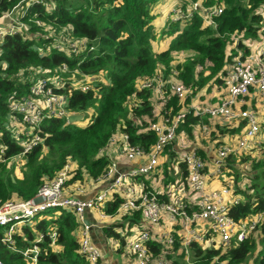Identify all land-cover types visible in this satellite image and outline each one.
<instances>
[{
    "label": "trees",
    "instance_id": "1",
    "mask_svg": "<svg viewBox=\"0 0 264 264\" xmlns=\"http://www.w3.org/2000/svg\"><path fill=\"white\" fill-rule=\"evenodd\" d=\"M18 1L0 0V16ZM163 1L183 12H191V16L175 19V14L169 13L170 9L165 11L167 20L160 33L154 25L155 7ZM193 3H198L201 8H221V14L214 17L216 26L206 24L202 9L194 8ZM263 4L264 0H54L34 5L31 11L35 16L32 14V18H39L44 26L30 23L28 32L7 36L0 44V148H4L0 152V201L34 198L38 189L52 180L68 161L75 163L66 181L68 185L76 180L97 179L110 163L109 155L102 151L117 129L128 133L132 144L147 150L156 139L152 131L145 129L152 116L153 92L138 89L137 83L159 73L164 78L173 77L192 89V93L182 100L171 97L166 107H172L174 112L183 109L184 105L187 107L205 80L201 78L204 72H208L207 79L211 77L219 86L227 59L239 54L238 51L245 56L262 45ZM48 26L56 37L57 34L65 36L66 31L78 38L85 37L94 49L89 51L88 46L79 52L59 49L56 46L59 39L49 33ZM163 39L168 44L158 49ZM62 65L78 70V75L85 73L92 78L87 91L70 85L69 78L75 75L63 78L61 88L52 85L54 92L67 97L68 110L88 115L87 120L82 125L79 124L81 121L68 123L65 118L43 122L41 142L24 156L23 177L18 178L8 161H4L22 151V143L27 137L23 133L18 138L14 136L16 125L10 118L21 116L11 109L10 103L31 98V87L41 78H48L50 85L53 79L57 81L63 72ZM173 70L177 74H173ZM205 117L188 113L181 129L192 134L193 128L208 123ZM244 125L242 120L231 128L218 127L216 131L219 135L229 133L237 137ZM214 133L211 131V136ZM250 149L248 157L240 163H229L231 159L241 157L239 154L226 160L229 171L224 172L234 183L232 193L241 197V201L230 208L236 221L254 213L264 216V148L257 153ZM232 166L239 178L234 179L229 173ZM153 177H142L150 184V189H153ZM214 179L219 185L226 184L219 177ZM120 201L117 195L113 196L105 203L104 210L113 212ZM53 209L60 210L61 214L53 215ZM104 224V238L120 239V247L114 252L119 253L124 264H130L117 229L141 224L140 211ZM80 227L72 210L50 208L22 224L13 234L12 243L1 241L3 228H0V260L4 264H30L21 251L34 244L39 248V264H91L80 251ZM259 229L257 235L249 234L243 241L226 248L208 249L192 243L190 263L183 253H178L177 245L174 252L169 249L171 253L167 255L174 264H264V223ZM53 232L54 238L51 237ZM149 247L155 255L165 250L160 249L157 242H150ZM108 251L112 252L110 246ZM105 259L101 256L100 264H106Z\"/></svg>",
    "mask_w": 264,
    "mask_h": 264
},
{
    "label": "built area",
    "instance_id": "2",
    "mask_svg": "<svg viewBox=\"0 0 264 264\" xmlns=\"http://www.w3.org/2000/svg\"><path fill=\"white\" fill-rule=\"evenodd\" d=\"M53 1L19 0L0 16V44L7 36L28 32L30 23L43 27L44 23L39 18H32V14L35 16L32 7ZM193 7L202 9L206 24L216 26L214 17L221 14V8H201L198 3H193ZM174 14L175 19L191 16V12L182 10H175ZM46 28L59 39L56 45L59 49L72 52L82 51L87 46L89 51L94 49L85 37H75L68 31L65 36L57 34L56 37L50 26ZM61 70L68 71L66 65H62ZM172 73L177 74V71L173 70ZM81 76L83 81L78 78L69 79L70 85L87 91L92 80L85 73ZM47 79L41 78L33 84L31 98L10 103L11 109L21 116L18 119L10 118V122L16 125L14 136L18 138L23 133L27 137L22 143V151L13 157L14 161H20L19 165L21 161L24 164L26 153L41 142L43 122L51 118L67 119L72 114L68 110L65 94L53 91V84L59 85V88L64 85L62 79H53L51 85ZM221 80V84L217 85L218 94L212 103L202 106L191 100L187 107L184 105L177 112L172 107H166L167 102L173 96L180 100L190 96L192 89L173 77L164 78L162 73L140 80L137 83L138 89H150L153 92L152 116L145 129L152 131L156 139L149 148L146 150L132 144L129 134L117 129L102 151L109 155L110 163L104 174L97 179H86L83 185L74 186L77 189L75 192L72 191L66 181L70 166L73 169L75 163L70 166L66 163L52 180L38 189L34 198L0 201V228H3L1 241L12 243L13 234L22 224L50 208H68L74 212L81 223L80 251L91 264H100L102 256L99 246L93 242L91 231H102L105 221H114L137 210L141 213V224L117 229L123 241L124 255L130 264H174L167 254L171 253L169 249L174 252L176 245L178 253H183L190 263L189 247L192 243L202 248L218 249L243 241L264 223V216L262 213H254L239 221L235 220L230 208L240 202L241 197L232 193L234 183L224 171H229L226 162L228 158L245 153L257 145L256 139L261 127L257 114L248 108V100L264 98V42L245 56L239 53L227 59ZM188 113L202 117L207 115L226 128L242 120L245 125L237 137L216 144L211 161L194 145L193 135L181 129ZM207 121L199 124V131L203 137H212V122ZM3 149L0 148V152ZM151 175L154 176L153 189L142 180V177ZM214 177L225 180L226 184L210 185ZM100 183L104 184L101 190L87 195ZM115 195L121 201L113 212L108 213L104 210L105 203ZM85 220L89 224H85ZM51 237H55V232ZM110 241L111 249L120 247V239ZM150 242H157L160 249L165 250L155 255L150 250ZM21 253L29 259L30 264H39L37 245L33 244ZM0 264L4 263L0 260Z\"/></svg>",
    "mask_w": 264,
    "mask_h": 264
},
{
    "label": "rangeland",
    "instance_id": "3",
    "mask_svg": "<svg viewBox=\"0 0 264 264\" xmlns=\"http://www.w3.org/2000/svg\"><path fill=\"white\" fill-rule=\"evenodd\" d=\"M155 9H156V13H157V15H156V17H155V20H154V25L156 26V30H158V32H160L161 33V31H162V26L164 25V23H165V21L167 20V15L165 14V10L167 11V10H169L170 9V11H169V13L170 14H174V11L175 10H178V8L177 7H174V5L173 4H169V2H160L159 4H157L156 5V7H155ZM263 10V9H262ZM51 28V27H50ZM51 32L52 33H54L53 32V29L51 28ZM160 37V36H159ZM234 37H236V38H238L239 36H237V35H235L234 34ZM260 37H262V36H260ZM232 39V38H231ZM257 40V39H256ZM167 41V40H166ZM236 40H234V42H235ZM246 41V44L248 45V41L247 40H245ZM263 42H264V39H261V44H263ZM165 43H167V42H165ZM233 43V42H232ZM232 43L230 44V46L232 47ZM162 44H163V42H162ZM158 49H160V47H157ZM239 53L241 52V51H238ZM177 60V59H176ZM184 62V61H183ZM183 62H181V63H183ZM67 74V75H66ZM78 74H80V72L78 71V70H76V69H69L68 68V71H66V72H60V78L61 79H63V78H67V76L68 75H75L74 77H71V78H69V79H72V78H78L79 80H81V81H83V77L81 76V75H78ZM208 75V72H204L203 73V75L201 76V78L203 77L205 80H204V82L197 88V90H200V89H203V90H207V91H210L212 88H213V86L214 85H216V84H214L213 82H212V78L211 77H209L208 79L206 78V76ZM88 79L89 80H92V78L91 77H88ZM196 90V91H197ZM214 90H215V94L217 95V93L218 92H216V88H214ZM188 93H190V91L188 92ZM187 93V94H188ZM197 97H201L200 95H198ZM204 97V96H203ZM260 99L261 98H258V99H256V101L254 100V102L255 103H259V105L260 106H258L257 107V105L255 104H253V108H252V111H254V113H256L257 114V117H258V111L260 112V113H262V115H263V111H264V99L263 100H261L260 101ZM215 100V97H211L210 98V102H213ZM154 101H155V98H154ZM259 108V109H258ZM86 115V114H85ZM87 117H88V115L87 116H85L84 117V119L79 123L80 125H82V124H84L85 123V121L87 120ZM263 117H264V115H263ZM260 127H261V130H260V133L261 134H259V136H258V138L256 139V142H257V146H255V147H253L252 148V150H254L255 152L254 153H257V152H259V149L260 148H264V125H262V124H260ZM193 142V141H192ZM251 149H249V150H247L245 153H242L241 155H239V156H241V157H237V158H233V159H231L230 161H229V163H232L233 165H235L236 163H240V161L242 160V159H244L245 157L247 158L248 157V152L250 151ZM46 155H47V153H46ZM23 160H24V158H23ZM8 161V162H7ZM4 162H7L8 163V166L9 167H11V169H12V171H13V174L15 175V176H17L18 178H22L23 177V169L25 168V166H24V164L22 165V161H21V164L19 165L18 164V162H20V161H14L13 159H9V160H5ZM67 164L70 166L71 165V162H67ZM22 165V166H21ZM74 169V168H73ZM72 169V167L70 166V169H69V171H68V177H69V175H70V171H72L73 170ZM244 169V167L242 166V170ZM241 171V170H240ZM230 174H232V177L234 178V179H236V178H239V176L236 174V172H235V169H234V166H232L231 167V169H230V172H229ZM75 184H79V185H83V182H81V181H79V180H76L75 182H73L72 184H70V185H68L69 187H70V189L72 190V191H76L77 189H75V187H74V185ZM233 187H234V185H233ZM59 214H61V212H60V210H58V209H53V215H59ZM260 232V229L258 228V229H256V230H254V231H252L251 233H249V234H251V235H253V236H255V235H257L258 233ZM103 239H104V242H105V244H106V246H110V244H111V241L110 240H108V239H106V238H104L103 237ZM112 253L114 254V253H116V251L114 252V249H112ZM249 264H251V262H249Z\"/></svg>",
    "mask_w": 264,
    "mask_h": 264
},
{
    "label": "crops",
    "instance_id": "4",
    "mask_svg": "<svg viewBox=\"0 0 264 264\" xmlns=\"http://www.w3.org/2000/svg\"><path fill=\"white\" fill-rule=\"evenodd\" d=\"M166 11V10H165ZM164 11V12H165ZM166 13V12H165ZM163 42V44H162ZM167 42V43H165ZM168 44V41H166V39H163L159 45L160 49H163L166 45ZM249 44V43H248ZM250 46V45H249ZM251 48V46H250ZM214 88H216V92H218V86L217 85H214L213 88L210 90V91H207V90H203V89H200L198 90V93H196L195 95V99H194V102L197 103L198 105H209V103H212L210 102V98L211 97H215L216 98V94H215V90ZM218 94V93H217ZM200 95L201 97L204 96L203 98H198L197 96ZM257 98H261V97H255L254 99H250L248 100V103H249V106L248 108H253V104L260 106L259 103H255L254 100L257 99ZM264 98H261V100H263ZM259 109V108H258ZM263 115H264V111H263ZM262 113H260L258 111V119L260 120V124L264 125V117H263ZM199 118H203L202 116H199ZM209 122H212V130L211 131H214V135L212 137L208 136V137H203L202 136V132L199 131L200 130V127H195L196 129L192 130V135H193V141L195 142L194 145H197L199 148H200V151L201 153L204 154L205 157H207L209 160L212 161V156H213V153H215V146L216 144L220 143V142H228L230 141L233 137H235L234 135H230L229 133H225L224 135L220 136L216 129L219 127V129H222L223 125L221 124V122H219L218 120L216 119H212L211 117L207 116L206 117ZM235 128V127H234ZM261 134V133H260ZM258 138V137H257ZM255 147L252 146V148ZM219 181H217L216 179H214L210 185H219ZM104 184L103 183H100V184H97L95 185L87 195H92L94 193H96L97 191L101 190L103 188ZM87 214H89L87 212ZM91 234H92V239H93V242L97 244V246H99L100 250H101V253H102V256H103V259L104 257L107 259H105V262L106 264H124L122 259L120 258V255L119 253H112V252H109L108 251V246H106L105 242H104V239H103V233L102 231H97V230H92L91 231Z\"/></svg>",
    "mask_w": 264,
    "mask_h": 264
},
{
    "label": "water",
    "instance_id": "5",
    "mask_svg": "<svg viewBox=\"0 0 264 264\" xmlns=\"http://www.w3.org/2000/svg\"><path fill=\"white\" fill-rule=\"evenodd\" d=\"M83 118H84V113H72L68 115L66 120L68 123H75V122L82 121ZM84 223L89 224V221L85 220Z\"/></svg>",
    "mask_w": 264,
    "mask_h": 264
},
{
    "label": "clouds",
    "instance_id": "6",
    "mask_svg": "<svg viewBox=\"0 0 264 264\" xmlns=\"http://www.w3.org/2000/svg\"><path fill=\"white\" fill-rule=\"evenodd\" d=\"M84 117H85V114H84ZM84 119V118H83Z\"/></svg>",
    "mask_w": 264,
    "mask_h": 264
}]
</instances>
